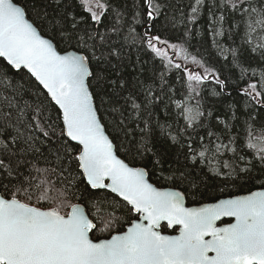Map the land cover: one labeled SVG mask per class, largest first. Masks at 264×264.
Listing matches in <instances>:
<instances>
[{
	"label": "trees",
	"instance_id": "1",
	"mask_svg": "<svg viewBox=\"0 0 264 264\" xmlns=\"http://www.w3.org/2000/svg\"><path fill=\"white\" fill-rule=\"evenodd\" d=\"M14 2L26 10L27 18L41 34L52 39L59 51H81L74 40L70 44L59 39L61 28L67 32L73 23L77 25V32L98 30L107 33L110 42H115L120 50L119 57L110 56L101 66L95 62L90 65L93 71L102 69L109 83L102 88L93 87L90 90L96 94L94 105L116 154L130 165L145 167L150 182L159 187L179 189L184 193L187 204L210 202L219 197L261 188L264 183L262 167L258 159H255V150L247 148L246 143L248 124L253 125L257 136L264 129V49L258 47L264 42V32L257 28L251 34V43H247L241 12L228 6L223 9L214 8L217 17L223 15L225 18L221 22L224 35L214 36L211 29L213 21L208 14V6L214 0H206L195 20L189 19L195 0H158L165 7L160 14H154L151 20L147 11H142L145 7L142 0H107L110 7L104 10L100 23L91 20V14L81 7L80 0ZM215 3L218 5L220 0H215ZM116 10L121 13L119 24H116ZM138 11L141 12L139 16L136 15ZM113 25L119 28L118 32H108ZM216 27H220V24ZM130 29L134 31L130 32ZM146 31L160 38L157 47L166 55L157 56L147 47L146 41L141 42ZM171 45L182 46L189 58L186 60L184 54H178ZM254 47L256 51L252 50ZM231 49H236L235 60ZM102 50L107 53V47L98 48L96 55L99 56ZM192 56L202 63H193ZM176 64L181 67L176 68ZM188 72L207 77L199 85L198 95L189 92ZM217 78L224 81L223 88L217 83ZM111 81H115V84ZM120 81H124L123 87ZM197 101L204 115L195 120L192 126H188L184 119V108L191 107L195 111ZM133 102L141 106L139 114L133 110ZM13 104L16 106L12 107ZM37 107L43 109V113L38 116L42 127L49 130L48 125L52 124L56 130V135L51 138H45L42 132L34 128L32 117L37 115ZM20 109L24 110L22 117ZM4 113L10 114V123L19 127L23 137L12 145L10 137L17 133L15 128L7 129L0 138L8 142L15 154L3 151L0 146V159L24 176L31 173L36 177L34 184L43 177L32 170L33 163L39 168L60 170V167H67L68 171L64 175L71 173L76 178L73 187L68 189V200L70 203L81 204L89 218L97 223V229L90 233L93 239L110 235L108 231L99 230L110 218L109 214L114 213L118 218L111 233L122 231L136 217V214L130 212V207L116 195L105 189H92L87 184L78 161L70 162L66 152L67 148H72V156H75L79 151L78 144L66 136L59 137L62 122L61 118L58 119L60 113L57 107L29 73L23 69H13L0 57V125L4 123ZM29 124L33 127L29 128ZM209 132L213 135L209 136ZM29 135L38 137L34 140V148H39V153L21 151L27 148L24 140ZM172 136L176 137L175 141L171 139ZM142 138L163 160L155 169L150 162L155 159L152 153H146L143 159L135 154V145L141 143ZM189 144L194 152H189ZM218 144L227 147L217 152ZM130 148L132 151H129ZM205 148L207 151L203 159L199 155H196L195 160L191 158ZM58 155L63 157L61 165L57 163ZM240 156L245 159L239 160ZM18 161L23 163L18 164ZM225 162L231 168L224 167ZM249 162L253 165L251 171L247 175L239 172ZM232 168L236 172L228 175ZM181 173L185 175L183 180L179 178ZM249 175L254 179L249 180ZM172 176L175 178L169 179ZM47 178L56 188L62 187L55 175ZM16 183V179L7 177V172L0 169V194H4L3 185L7 184V197H10ZM193 183L196 187L192 186ZM17 198L34 206H52L48 202H38L35 194L31 201L22 194H17ZM97 207L101 211L94 215ZM67 211L68 208L62 209L63 213ZM161 230L168 231L164 225H161Z\"/></svg>",
	"mask_w": 264,
	"mask_h": 264
},
{
	"label": "snow or ice",
	"instance_id": "2",
	"mask_svg": "<svg viewBox=\"0 0 264 264\" xmlns=\"http://www.w3.org/2000/svg\"><path fill=\"white\" fill-rule=\"evenodd\" d=\"M205 2L206 0H195L189 19L197 18ZM142 4L145 6L142 11H147L150 20L165 7L158 0H142ZM80 5L91 14V20L97 23L101 22L104 10L110 7L107 0H80ZM226 6L242 13L247 43H251V34L255 33L257 28L264 32V0H220L218 5L214 0L208 6L214 36L224 35L221 22L225 18L223 15L217 17L213 9H223ZM140 14L139 11L136 13L137 16ZM120 15V11L116 10V24L120 23ZM217 24H220V27H216ZM76 29V23H73L67 32L61 28L59 39L70 44L74 40L81 51H65L61 54L54 47L52 39L41 35L26 18V10L23 7L14 0H0V57L15 69H27L46 90L50 101L58 106L63 122L59 137L66 136L80 146L75 156H72V148H67L66 152L70 162L78 161V167L82 170L87 184L92 189L107 188L118 194L131 206L130 212L138 214L140 219L126 222V230L112 234L111 229L118 218L111 213L110 218L104 222V227L99 229L102 232L108 231L110 239L90 238V233L97 229V223L89 218L80 204L69 202L68 189L73 187L76 178L71 173L64 175L68 171L67 167H60V170L39 168L33 163L32 170L43 177L34 184L36 177L31 173L24 176L0 159V169L7 172V177L17 180L13 186L15 191L10 193L9 198H6L9 194L7 184L3 185L4 194H0V264H264V183L261 184V190L251 191L247 195L220 199L217 203L193 208L184 206L180 192L160 189L149 183L145 179L148 174L145 167L130 166L114 154L113 143L105 134L97 115L98 109L94 105L96 94L90 90L93 87L102 88L109 83L102 69L93 71L90 65L95 62L101 66L110 56L119 57L120 50L115 42H110L111 38L107 33L98 30L77 32ZM118 31L116 25L108 29V32ZM133 31L130 29V32ZM145 41L147 47L157 56L166 55L157 47L160 42L158 36H151L146 31L141 38L142 43ZM163 43L167 44V41ZM105 47L107 53L102 50L97 56V49ZM171 47L175 48L178 54L183 53L186 60L189 58L182 46ZM258 47L264 49V42ZM252 50L256 51V48ZM230 51L235 60L236 49ZM191 60L196 64L202 63L195 56H192ZM168 63L171 64V60ZM175 67L181 66L176 64ZM204 79L207 77L188 72L189 92L198 95L199 85ZM110 83L115 84V81ZM217 83L223 88V80L217 78ZM120 85L123 87L124 81H120ZM249 87L254 88L255 85ZM132 108L140 113L139 104L133 102ZM199 108V101L195 111L191 107L184 108V119L188 126H192L195 120L204 115ZM35 111L37 115L32 117L35 121L34 128L42 132L45 138L56 135L52 124L48 125L49 130L42 127L38 119L43 113L42 107H37ZM23 112L24 110L20 109L21 117ZM208 114L211 115V112ZM3 119L0 136L7 129L15 128L17 135L10 137L11 144L15 145L23 137V133L19 127L10 123L9 113H4ZM28 127L32 128L33 125L29 124ZM147 127L145 123V129ZM255 132L253 125L248 124L246 147L255 150V159H258L262 167L261 175H264V129L259 136L255 135ZM212 135L213 133L209 132V136ZM35 139L38 137L29 135L24 140L27 148L21 151L39 153L40 149L34 148ZM171 139L175 141L176 137L172 136ZM0 146L3 151L15 154L3 138H0ZM222 147L227 146L216 145L217 152ZM188 150L194 152L191 144L188 145ZM129 151H132V148ZM206 151L207 148L193 154L191 158L195 160L196 155H199L203 159ZM146 153H152L155 157L150 161L153 169L163 163L162 158L154 153L142 138L141 143L135 145V154L143 159ZM244 159V156L239 157L241 161ZM62 160L63 157L58 155V165H61ZM20 163L23 162L18 161V164ZM224 167L231 168V165L225 162ZM252 167L249 162L245 168H240L239 172L247 175ZM235 172L236 169L232 168L228 175ZM49 175L58 177L62 187L56 188L47 178ZM179 178L185 179L184 173H181ZM248 179L254 177L249 175ZM192 186L196 187L194 183ZM17 194L26 196L28 201H31L35 194L38 202H48L52 206H34L18 199ZM63 208H68L69 211L63 213ZM100 211L97 207V213L94 215ZM221 217H232L234 222L217 227L216 222ZM161 220H166L169 227L178 225L179 234H162L158 230Z\"/></svg>",
	"mask_w": 264,
	"mask_h": 264
},
{
	"label": "water",
	"instance_id": "3",
	"mask_svg": "<svg viewBox=\"0 0 264 264\" xmlns=\"http://www.w3.org/2000/svg\"><path fill=\"white\" fill-rule=\"evenodd\" d=\"M16 3V2H15ZM18 4V3H17ZM19 6H21L20 4H18ZM22 7V6H21ZM26 18H27V16H26ZM28 19V18H27ZM31 23H33L30 19H28ZM33 25H34V27H36L35 26V24L33 23ZM37 28V27H36ZM37 30H38V28H37ZM39 31V30H38ZM40 32V31H39ZM41 35H43V34H41ZM44 36V35H43ZM46 39H50L49 37H47V36H44ZM53 42V41H52ZM53 45H54V43H53ZM54 47H55V45H54ZM59 51V50H58ZM65 51H73V52H78V51H76V50H73V49H69V50H65ZM65 51H60L61 52V54H64V52ZM79 53V52H78ZM2 58V57H1ZM3 60H4V58H2ZM6 63H7V61L6 60H4ZM8 64V63H7ZM12 67V66H11ZM13 68V67H12ZM13 69H15V68H13ZM23 70H25L27 73H29L28 71H27V69H23ZM30 74V73H29ZM31 75V74H30ZM34 78V77H33ZM34 80H35V78H34ZM36 81V80H35ZM38 84H39V82L38 81H36ZM40 85V84H39ZM41 86V88L43 89V86L42 85H40ZM45 92H46V90L45 89H43ZM50 98V97H49ZM54 103V102H53ZM57 107V109H58V106H56ZM60 113V112H59ZM98 115V114H97ZM60 117H61V114H60ZM99 118V117H98ZM61 122H62V117H61ZM102 124V123H101ZM62 125H63V122H62ZM104 127V126H103ZM105 134L108 136V134L106 133V131H105ZM109 137V136H108ZM68 138V137H67ZM69 140H70V138H68ZM110 139V138H109ZM111 140V139H110ZM71 141V140H70ZM72 142H74V143H76V144H78L76 141H72ZM80 147V146H79ZM113 151H114V154H116V152H115V149H114V145H113ZM117 155V154H116ZM118 156V155H117ZM119 157V156H118ZM120 159H122L121 157H119ZM125 161V160H124ZM126 162V161H125ZM127 163V162H126ZM130 166H133V165H130ZM133 167H142V166H133ZM81 171V173H82V170H80ZM145 179H147L148 180V182L149 183H151V184H153L152 182H150L149 181V179H148V177H147V175H146V177H145ZM86 181V180H85ZM87 182V181H86ZM90 186V185H89ZM153 186L154 187H157V188H160V189H167V190H172V191H178V192H180L181 194H182V197H183V204H184V206L186 207V208H193V207H201V206H203V205H205V204H214V203H217L218 202V200H220V199H228V198H231V197H234V196H241V195H247V194H249L251 191H257V190H261V188H259V189H253V190H251V191H249V192H246V193H242V194H238V195H233V196H225V197H219V198H217L216 200H214V201H210V202H204V203H199V204H186V199H185V195H184V193L183 192H181L179 189H177V188H173V187H163V186H156V185H154L153 184ZM91 187V186H90ZM98 189H100V188H98ZM103 189H105V190H108V191H110L111 193H113L110 189H107V188H103ZM114 195H116L118 198H120L121 200H123V198L122 197H120L118 194H116V193H113ZM6 198H9V197H6ZM124 201V200H123ZM125 202V201H124ZM126 203V202H125ZM79 204V203H78ZM81 205V204H80ZM128 205V204H127ZM82 206V205H81ZM129 207H131L130 205H128ZM83 207V206H82ZM84 208V207H83ZM68 211H69V209H68ZM86 213V212H85ZM134 214H136V213H134ZM134 219H136V220H139L140 219V217H139V215L137 214V218H134ZM224 219H227V220H229V221H227V222H223V223H220V221H222V220H224ZM232 222H234V218H232V217H221V219L220 220H218L217 222H216V226L217 227H223V226H225L226 224H228V223H232ZM161 224H165V226H166V228L168 229V230H172L173 228H175V231L174 232H172V233H170V232H163V231H161L160 230V225ZM160 225H159V228H158V230L162 233V234H164V235H169V236H175V235H178L179 234V226L178 225H173L172 227H169L168 226V222L166 221V220H161L160 221ZM128 226V224L124 227V229L122 230V231H124V230H126V227ZM116 232H113L112 234H115ZM90 238H91V236H90ZM99 239H110V235L109 236H107V237H103V238H99Z\"/></svg>",
	"mask_w": 264,
	"mask_h": 264
},
{
	"label": "rangeland",
	"instance_id": "4",
	"mask_svg": "<svg viewBox=\"0 0 264 264\" xmlns=\"http://www.w3.org/2000/svg\"><path fill=\"white\" fill-rule=\"evenodd\" d=\"M165 53V52H164Z\"/></svg>",
	"mask_w": 264,
	"mask_h": 264
}]
</instances>
